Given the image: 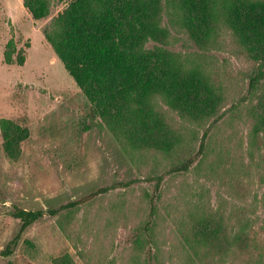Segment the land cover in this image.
<instances>
[{"label": "rangeland", "instance_id": "374dc122", "mask_svg": "<svg viewBox=\"0 0 264 264\" xmlns=\"http://www.w3.org/2000/svg\"><path fill=\"white\" fill-rule=\"evenodd\" d=\"M31 1L0 0V251L19 227L13 205L50 209L135 182L36 221L0 264H234L235 240L264 226V80L249 90L264 68V0H232L234 28L207 41L209 0H186L181 13L196 25L177 15L171 25L165 0L135 5L126 21L161 42L147 39L134 59L114 55L117 42L86 49L67 18L57 27L71 0H41L39 20ZM206 129L203 156L165 175L149 218L154 178Z\"/></svg>", "mask_w": 264, "mask_h": 264}, {"label": "trees", "instance_id": "16d2710c", "mask_svg": "<svg viewBox=\"0 0 264 264\" xmlns=\"http://www.w3.org/2000/svg\"><path fill=\"white\" fill-rule=\"evenodd\" d=\"M63 2L65 0H59ZM127 1V2H126ZM159 0H144L140 2L137 0L133 2V0H71L67 7L64 8V11L61 15H59L55 22L57 23V27H61L62 22H66V18L69 20L67 22H71L73 24L72 31L75 34L86 36L83 42H86L85 48L88 49V43L90 41H99L106 48L104 51L108 50L111 45H114L117 42L118 51L113 53L117 55L119 51L123 53H130V59L136 58L139 54L143 53L142 45L147 41V39H157L161 42V39L158 38L156 29L152 27L154 30L150 29L148 26L144 25L139 19L133 18L130 19L129 24L125 17L122 15L124 11L131 9L133 6H142L143 4L150 3L151 5L154 2H158ZM219 1L221 4H219ZM226 1V3L224 2ZM241 3H245L247 8H250V0H239ZM32 3H36L37 7L29 4L26 5L29 13L37 20L44 18L47 14L45 11L43 2L41 0H32ZM186 4V0H165V7L168 21L171 25L176 26V19L173 17L174 15L179 16L176 18L181 19L188 24V22H192V24L196 25L197 21L192 17V19L187 21L186 17H183L182 13L185 9L184 6ZM188 10V8H187ZM120 12L121 14L116 17H108L109 15H113V12ZM190 11V10H188ZM248 11V10H247ZM208 20L212 24V26L203 31L204 37L208 40H214L215 31L218 30L219 27L225 26L228 28H234L235 21L232 19V14H235V6L233 5L232 0H209V10H208ZM85 26L84 29L78 27L79 23ZM221 24V25H220ZM201 29V28H199ZM160 34L167 36V32L162 29ZM201 32V31H200ZM95 33V37H92V34ZM43 34L48 43L55 46V42L51 37L47 35V32L43 30ZM264 35V34H263ZM112 40V44L110 43ZM199 46L203 47L201 43L197 42ZM166 44V42L164 43ZM157 47V46H156ZM163 49H157V51ZM155 54V53H154ZM85 59L91 58L92 53L89 51H84L82 54ZM62 61L70 68V65L66 63V59L61 58ZM76 70V68H75ZM70 71V69H69ZM75 79L79 80L78 75L74 73V71H70ZM264 80V68H259L250 78H249V90L252 91L256 88L257 84ZM220 116L217 117L219 119ZM208 134V129H206L200 139L197 150L187 158H183L176 163H173L169 169H167L164 173L157 175L154 178V186L153 192L149 199V218L154 216L156 210V201L159 197V190L162 184V181L166 174H177L184 173L190 170V168L197 163L200 158L203 156L205 148H206V137ZM146 180L153 181L152 177H148ZM135 180H130L127 182H115L105 187H101L85 196L80 198H75L67 203H64L58 207L50 208V209H36V210H27L21 208L19 206H12V215L19 221V227L16 234L13 238L4 246V248L0 251L1 256L8 257L13 254L15 248L19 244L22 235L24 232L36 221H39L45 217H55L61 212L70 211L76 209L82 205H85L95 199L96 197L107 193L111 190L128 187L134 183ZM150 225V220H147L145 224L142 226L143 230H147ZM235 254L233 255L234 264H264V226H261L259 232L257 231H249L247 234L243 233L240 238L235 240ZM204 264H210L208 261H204ZM219 264H224L223 261H219Z\"/></svg>", "mask_w": 264, "mask_h": 264}]
</instances>
